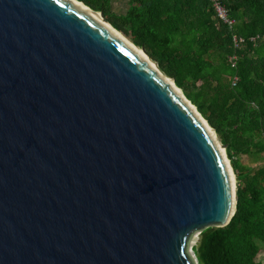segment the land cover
I'll use <instances>...</instances> for the list:
<instances>
[{
    "label": "water",
    "instance_id": "obj_1",
    "mask_svg": "<svg viewBox=\"0 0 264 264\" xmlns=\"http://www.w3.org/2000/svg\"><path fill=\"white\" fill-rule=\"evenodd\" d=\"M74 2L122 33L78 0H0V264H197L236 213L227 146Z\"/></svg>",
    "mask_w": 264,
    "mask_h": 264
},
{
    "label": "trees",
    "instance_id": "obj_2",
    "mask_svg": "<svg viewBox=\"0 0 264 264\" xmlns=\"http://www.w3.org/2000/svg\"><path fill=\"white\" fill-rule=\"evenodd\" d=\"M78 1L145 49L227 146L236 213L226 227L200 233L198 264H264V0H224L233 27L210 0H127L123 13L115 0ZM234 36L244 40L238 48ZM250 154L263 164L247 173L238 157Z\"/></svg>",
    "mask_w": 264,
    "mask_h": 264
},
{
    "label": "rangeland",
    "instance_id": "obj_3",
    "mask_svg": "<svg viewBox=\"0 0 264 264\" xmlns=\"http://www.w3.org/2000/svg\"><path fill=\"white\" fill-rule=\"evenodd\" d=\"M113 8H115V11L118 13L126 12L127 0H115V1H113ZM238 158H239L240 168L245 169V172H247V173L254 172L258 167L262 166V164H263L262 160L257 155H254V154L240 155ZM234 173H235V182H236V185L238 187L237 173L235 171H234ZM199 235L200 234H196V236L194 237L192 244H191V250H192V253L196 259L197 264H198V261L196 258V245H197V241L199 239ZM262 254H263V249L261 248L260 249V256H262Z\"/></svg>",
    "mask_w": 264,
    "mask_h": 264
},
{
    "label": "bare ground",
    "instance_id": "obj_4",
    "mask_svg": "<svg viewBox=\"0 0 264 264\" xmlns=\"http://www.w3.org/2000/svg\"><path fill=\"white\" fill-rule=\"evenodd\" d=\"M76 3V5L80 6L81 8L87 10V11H90L89 9H87L86 7H84L82 4L80 3H77V2H74ZM90 13L95 16L97 19H99L102 23H104L111 31L115 32L119 37H121L136 53H138L144 60H146L156 71H158V73H160L163 77H164V73H162L159 68L157 67L156 64H154V62L138 47H136L132 42L129 41L128 37L125 36L123 33H119L115 30H113V28L107 24L103 18H101V16L99 14H94L93 12L90 11ZM165 78L170 82V84L174 87V89L181 95L182 92L177 89L176 85L174 84L173 80L171 78H167L165 76ZM193 109V108H192ZM207 127V126H205ZM207 129L210 131V133L213 135V137H215V135L213 134L212 130L210 128L207 127ZM224 150V149H223ZM230 169V173H232V182H233V186H234V172Z\"/></svg>",
    "mask_w": 264,
    "mask_h": 264
},
{
    "label": "built area",
    "instance_id": "obj_5",
    "mask_svg": "<svg viewBox=\"0 0 264 264\" xmlns=\"http://www.w3.org/2000/svg\"><path fill=\"white\" fill-rule=\"evenodd\" d=\"M213 3V6L217 12L218 17L224 22L227 23L229 26L233 27L235 25V21L230 20L229 18V11L226 8L225 4H224V0H210ZM244 42V40L242 38H238L237 36H234V44L235 47L238 48L240 47V45ZM236 59V57L234 56L231 61L233 62ZM233 66H235V64L233 63ZM238 77L235 76L233 78L232 81V85L236 86V82H237Z\"/></svg>",
    "mask_w": 264,
    "mask_h": 264
}]
</instances>
